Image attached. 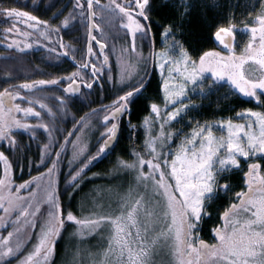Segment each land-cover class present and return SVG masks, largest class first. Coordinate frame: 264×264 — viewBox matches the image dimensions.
<instances>
[{"label": "snow or ice", "instance_id": "obj_1", "mask_svg": "<svg viewBox=\"0 0 264 264\" xmlns=\"http://www.w3.org/2000/svg\"><path fill=\"white\" fill-rule=\"evenodd\" d=\"M163 2L169 3V0ZM212 2L215 4V0ZM180 5L176 20L161 29L166 39L174 37L178 29L182 31L183 22L191 12L189 0H180ZM33 6L36 7V0H33ZM152 7L153 0H109L106 5H101V0H72V10L64 16L59 26L28 11L0 7V15L13 21L6 32L15 30L25 37L37 33V43L43 38L48 43L40 46L47 47L49 53H57V58L72 52L73 60L76 59L71 45L64 44L62 37L53 44V33L59 35L76 20L87 29L85 49L76 71L66 77L25 82L12 90L4 88L0 91V163L3 164L0 210L5 216L18 211L13 221L14 230L9 231L7 237L0 236V264H8L9 258L23 251L26 241L19 235L22 229L32 231L37 227L36 243L27 255L18 260V264H51L55 252L54 241L68 222L77 226L73 234L81 237L85 235V230L91 235L99 234L101 228L107 229L106 245L98 253L102 259L94 260L93 264H155L154 256L162 249H166L167 255L172 258L168 264H264V110L248 108L237 111L236 116L243 123H234L233 119L217 122L221 132L219 136L214 134L208 122L201 124L197 121L190 133L182 129L174 130L172 124L189 107L182 99L186 95L187 84L196 85L205 72H211L217 80L227 78L235 93L264 109V0H260L259 12L250 21L254 26L250 28L251 37L244 50L246 55L225 58L214 51L197 53L182 40L177 43L175 39L172 43L179 48V59L169 55L171 45H166L164 51L156 54L162 61L159 65L162 70L166 63L172 61L167 69L168 76L171 79L172 74L176 73L178 81L172 83L171 87L170 80L163 83V113L158 103H150L149 114L141 125L146 135L143 151L133 148L132 159L117 158V169L128 172L132 177L126 191L117 193V210L79 218L71 210L65 212L60 199L62 194L58 190L61 182L59 169L63 154L71 144L68 173L63 178L68 198L71 199L72 192L79 189L85 179V170L115 142L119 124L112 121L130 114L133 98L146 90V71L145 76H133L131 72L121 75L119 83L122 87L117 90L116 98L111 106H102L105 114L101 127L105 131L100 133L102 139L94 154L88 152L87 145L77 135L88 127L83 118L79 128L65 133L63 142H59L57 130L43 119L31 124L14 115L23 112L25 118H40L42 112L46 111L49 117H55L52 109L35 97L34 90L38 86L59 85L61 80L66 79L68 87L63 91L75 93L80 84L92 89L101 77L113 82L110 67L105 72V67L109 66V55L105 52L107 45L94 34L100 32L103 35L96 19L98 13L108 11L112 17L118 18L119 27L126 30L125 36L130 38L129 46L121 49L122 54L127 52L142 56L136 41L147 39L150 49L154 43L150 24L145 23L151 20ZM17 22L26 24L32 31L16 28ZM233 27L213 22L209 30L224 48H230L226 37H233ZM57 45L67 50L59 53ZM14 46L24 52L25 48L33 45L25 43L21 47L15 41L7 45L9 48ZM249 61L252 62L249 65L252 75H246L243 70ZM253 65H258L259 75H256L257 69ZM99 86L104 88L103 83ZM21 90L32 95H21ZM58 100L61 107L66 106V98L59 97ZM15 101L26 102L28 106L22 107L21 103ZM36 104H39L40 111L35 109ZM169 104L171 108H168ZM128 126L133 130L138 127L131 120ZM36 129H43L47 134V142L41 146L36 166H44L47 170L13 189L10 177L13 164L6 153L24 154L30 143L22 145L18 133H25L31 141L36 137ZM173 139L179 141L175 150L170 149ZM166 148L172 151L171 157ZM32 163L35 162L29 161L30 165ZM235 171L243 173V183L247 189L235 192L238 203H231L220 216L223 221L221 226L212 229L216 242L206 243L196 235L195 230L203 222L204 215H210L207 204L218 194L233 191L232 176ZM21 190H27V197L20 195ZM44 205L48 207L42 211ZM45 213L47 219L38 224ZM5 227L4 216H0V228ZM14 235L15 242L12 240ZM27 239L32 237L29 235Z\"/></svg>", "mask_w": 264, "mask_h": 264}, {"label": "trees", "instance_id": "obj_2", "mask_svg": "<svg viewBox=\"0 0 264 264\" xmlns=\"http://www.w3.org/2000/svg\"><path fill=\"white\" fill-rule=\"evenodd\" d=\"M49 1L53 3V8L48 9L47 13L40 8H28V12L38 14V16L43 17L45 20H50L54 26H59L65 16L64 0ZM108 1L101 0V5H104ZM189 3L191 12L183 22L182 31L178 29L174 37H169L171 40L175 39L177 43L182 40L189 49L199 53L201 51H216L214 35L209 30L213 22L220 26L234 25L235 29L252 27L253 24L250 21L254 19V14L259 11L260 0H215V4H213L212 0H189ZM0 7L19 8L20 2L19 0H0ZM180 7V0H169V3H164L163 0H153L151 20L145 23L150 24L151 33L154 34V43L150 49L147 39L136 41L138 51L142 52V55L148 62L152 52H155L161 44V29L168 23L176 20ZM71 8L72 0H67V15L72 10ZM35 10L36 12H34ZM96 19L100 22L99 25L103 31V35L101 36L100 32L95 33L99 34L103 42L107 45L106 51L108 48L109 52V48L117 47V45L122 48L129 46L130 38L126 37V31L119 27L118 18L112 17L108 11H105L104 13H98ZM11 22L10 18L0 15V91H3L7 87L12 90L14 86L25 82L31 83L32 81L42 79L48 80L66 77L71 72L76 71V65L80 62L85 49L87 36V29L79 20L71 23L59 35L53 33L51 37L54 45L61 37L64 44L71 45L76 57L75 61L72 58V52L68 56L61 55L59 58H57V53H49L47 47L40 46V44L48 43L45 40L37 44L36 47L38 49L26 50L24 52L2 47L1 42L4 39L2 37V31L12 25L13 22ZM66 50L59 48L57 45V52L62 53ZM109 67L113 82H108L104 77H101L93 85L92 89H86L83 84H80V89L77 93H65L63 89L68 87V81L61 80L59 85H45L34 90L35 97L42 100L56 114L54 118H51L47 115L46 111H43L41 117L38 119H43L45 123L57 130L56 135L59 142H63L62 137L64 133L71 132L74 128H79L83 118L88 123V127L85 128L83 133H77V135H80L81 141L87 145L89 153L94 154L96 152L97 146L102 139L100 133L105 131L101 127L103 115L105 114L101 110L102 106H111L113 100L116 98L117 90L122 87L119 83V78L121 77L115 69V62L112 57L110 58L109 66L105 67V72H108ZM143 68L144 71H141L139 76H145V71L147 72V76L145 77L146 90L133 98L130 105V114L122 115L121 120L112 121L118 122L121 127L117 144L110 152L100 156L85 170V179L80 185V188L72 192L71 199L68 198V190L64 187L63 183V178L68 173L67 162L71 159V144L68 145L67 151L64 152L62 157L63 163L59 169L61 174L59 191L62 194L60 199L62 209L65 212L71 210L78 218L84 217L77 209L78 202L86 199L90 195V187L95 186L101 181H108L113 174H117L115 172H117L116 165L118 157L130 160L132 159L131 152L133 148L137 151H143L145 129L141 126L142 121L149 114V105L151 102L161 104L160 81L156 71L148 63ZM137 74H139L138 71L132 75L136 76ZM87 78L88 76L86 74ZM101 83L104 84L103 89L99 86ZM221 86L223 87L219 88L216 93H209L205 97H202L198 110L194 113L198 120L233 118L237 111L248 108L257 111L264 110L253 102L247 101L246 98L240 96L238 93H235L231 85H229V89H226V85ZM41 88L44 90H40ZM21 95L31 96L32 94L27 93L26 90H21ZM59 97L66 98V106H60ZM21 104L23 105L22 107L28 106L26 102H21ZM34 107L37 111H40L39 104H36ZM94 110L97 111L94 112ZM21 114L24 115L23 112ZM24 119L31 124H35L38 121V119H31L30 117ZM129 120H131L133 125L138 126L135 130L129 128ZM66 125L67 131H65ZM18 137L22 145L30 143V147L24 154L13 155L6 153L9 155V159L13 164L12 182L14 185H20L47 170L44 166H36L39 163L38 158L41 146L47 142V134L44 130L36 129V137L31 141H29L28 136L23 132L18 133ZM4 147L7 148V145L5 144ZM52 158L54 159L55 157L53 156ZM29 161L35 163L30 165ZM244 179L241 171H235L232 176L233 191L228 194L220 193L210 204H207L206 209L210 215H204L203 222L195 230L196 235H199L206 243L213 242L214 235L212 229L213 227H220L223 223L220 219L223 211L229 208L231 203H237L235 192L244 190ZM120 181L121 178L116 182ZM72 228H75L74 225L68 222L61 236L57 239L55 245L56 255L52 264L61 259L60 256L65 246L64 243H66L64 239L69 237V232ZM9 230V225L5 228H0V236H4Z\"/></svg>", "mask_w": 264, "mask_h": 264}, {"label": "rangeland", "instance_id": "obj_3", "mask_svg": "<svg viewBox=\"0 0 264 264\" xmlns=\"http://www.w3.org/2000/svg\"><path fill=\"white\" fill-rule=\"evenodd\" d=\"M22 2L24 3L25 7L19 8L17 10L28 11L29 10L28 8L36 9V7L34 8L33 6V1H32V4L31 2L29 3L28 0H23ZM26 3H29V4H26ZM108 3L109 1L105 3L104 5ZM41 10L47 13L48 9L44 8ZM34 12H36V10ZM64 15L67 16V8L65 9ZM97 22L100 24L98 20ZM11 26L12 25H10L8 28H10ZM16 28L22 31H28V32L32 31L31 29L27 28L26 24L20 23V22L16 23ZM250 28L251 27L233 30L234 43H233V48L229 52H220L218 50L214 52H219L221 56L225 58L229 56L239 58L242 55H246L244 50L251 37ZM5 30L2 31V37L4 38L3 41L1 42L2 47L9 48L7 47V45L15 41L16 44H19L21 47H23L25 43H31L33 45L31 48H25V51L38 49L36 47L38 44L37 43V39H38L37 33H33L31 36L25 37L23 35H18L15 30H13L12 32H6ZM95 35H97L98 38L102 39L99 34L96 33ZM42 40L43 39L40 38L39 42H41ZM172 42L173 40H171L170 37L166 39L162 36L161 42H160L161 44L154 55V61H155L154 64H155L156 74L160 81V97H161L160 103L161 104L159 105L161 107L162 113L165 111V106L162 103L163 97H164L163 83L165 80H170V87H171L172 83H175L178 81V77L176 73H173L172 74L173 78L171 79L169 78L167 69L171 67L172 61L170 60L168 63H166L164 69L162 70L159 67L162 61L159 60L156 54L161 51H164L166 48V45H171V47L169 48V55L173 59H179L180 58L179 48L176 47ZM10 49H14L18 51V49L15 46ZM121 49L122 47L117 45V47H112L111 49L109 48V52H108V48L106 51V53L109 55V61L111 57L114 59L115 69L118 71L119 76L121 77L122 74H125L128 72L135 74L137 71L139 73L138 75H140L141 71H144L143 66L148 63L147 59L143 55L140 56V55H137L136 53L125 52L122 54ZM237 62L239 61L237 60ZM250 64H252L251 61H249L248 63L244 65L243 70L245 71L246 75H252V71L249 67ZM253 67L257 69L256 75H259L258 65H253ZM119 81H120V78H119ZM221 85H224V86L226 85V89H229V85L231 84L228 82L227 78H225L224 80H217L212 75L211 72L203 73L198 78V82L196 85H193L189 82L186 87V95L182 98L183 102L188 104L189 107L185 112L181 113V116L178 117L176 121L172 122V124L174 125V130L182 129L184 132L190 133L191 129L195 127L197 121H199L201 124L208 122L209 124L212 125L214 134L219 136L221 132H220L219 125L217 122L221 120H225V119H233L234 123H243L244 121L241 120L236 115L233 118L226 117V118H217V119H209V120L203 119L202 121L198 120L195 117L194 113L198 110L199 103L202 100V97H205L209 93H216L219 88L223 87ZM40 87H43V86H38V88ZM202 88L204 89V91H201ZM19 102L21 103V101ZM19 102L15 101V103H19ZM171 107L172 105L169 104L168 108H171ZM14 115L17 118H19V115H22V114L20 112V113H14ZM23 117L25 118L24 115H22V119H24ZM30 118L38 119L37 117H31V116ZM145 139H146V135H145ZM178 145H179L178 140L173 139L172 141H170L171 150H175L178 147ZM165 151L168 153L169 157L172 156V151H170L168 148H166ZM0 167H1L0 177H2L3 175V164L2 163H0ZM244 167L246 170V165ZM115 173L117 174L115 175L113 174L112 177L108 179V181H101L97 183L95 186L90 187V190H89L90 195H88L86 199L80 200L78 202L77 209L80 211V214H82L84 217H89V216H92L94 213H106V212L114 211L118 209L117 193H122L126 191L128 184L132 180V177L128 172L119 170V169H117V172ZM10 177L12 180V169L10 171ZM120 178H121V181L116 182ZM17 186L18 185H14V183H12L13 189H15V187ZM246 189L247 188L245 185L244 190L246 191ZM58 190H59V185H58ZM20 195L27 197L28 195L27 190H21ZM237 203H238V200H237ZM47 207H48L47 205H44L42 207V211L47 209ZM17 215H18V211H12L8 216H5L3 211L0 210V216H4V222L7 225H9V228H10L9 231L14 230L15 226L13 224V221L16 220ZM45 219H47L46 213H45V216L39 218L38 224L43 223ZM22 221H23V218H21V222ZM74 227L76 228L77 226L74 225ZM75 228H72V230L69 232V237L64 239L66 243H64L65 246L63 249V253L60 256L61 259L58 260V262L56 261L57 263L55 262L54 264H93L94 260L102 259V257L98 253L100 252L101 247L106 245L107 229L101 228L100 230H98L99 234L93 233L91 235H89L87 231L85 230V235L81 237L79 235L73 234L75 231ZM7 233L4 235V237H7ZM38 233H39V227H37L35 230H32V231L22 229L19 235L24 241H26L23 245V251L20 252L17 256L9 258L8 264H18V260L22 259L25 255H27L28 251H30L32 249V246L36 243V236ZM29 235L32 237V239L30 240L27 239ZM13 238H14L13 242H15L16 236L14 235ZM58 238L55 239L54 245H56V241ZM215 242H216V239L214 237L212 243H215ZM54 248H55V252H54V255L51 257V264L56 255V246H54ZM171 259L172 258L169 255H167L166 249H162L158 255L154 256L155 264H168V262Z\"/></svg>", "mask_w": 264, "mask_h": 264}, {"label": "flooded vegetation", "instance_id": "obj_4", "mask_svg": "<svg viewBox=\"0 0 264 264\" xmlns=\"http://www.w3.org/2000/svg\"><path fill=\"white\" fill-rule=\"evenodd\" d=\"M22 1L23 0H19V2H20V7L19 8L25 7V5H24V3ZM32 1L33 0H28L29 3L31 2V4H32ZM29 3H26V4H29ZM58 4H60V3H58ZM64 6H65L64 9H66L67 8V0H64ZM19 8H17V9H19ZM39 8L40 9H44V8L45 9H52L53 8V3L50 2L49 0L48 1L47 0H36V9H39ZM32 15H36L40 19H44L43 17L38 16V14H32ZM49 16H50V14H49ZM123 30H125V29H123ZM42 41H44V40H42ZM44 45H46V44H44ZM155 51H157V50H155ZM148 64H149V66H151V59L149 60ZM19 118L22 119V115H19ZM121 119H122V116L119 118V120H121ZM65 131H67V125L65 126ZM119 131H121L120 124H119ZM119 135H120V132H119Z\"/></svg>", "mask_w": 264, "mask_h": 264}, {"label": "water", "instance_id": "obj_5", "mask_svg": "<svg viewBox=\"0 0 264 264\" xmlns=\"http://www.w3.org/2000/svg\"><path fill=\"white\" fill-rule=\"evenodd\" d=\"M226 40H228V41L230 42V48H224L223 45L220 44L218 41H216V39H215V37H214L215 47H216L217 49H219L220 51H223V52H228V51H230V50L232 49V45H233V37H232V38L226 37ZM79 88H80V86H79ZM79 88H78V90H77L75 93H77V92L79 91ZM86 89H88V88H86ZM75 93H73V94H75ZM118 135H119V130H118V134H117V138H116L115 142H113V143L109 146V148L106 150V152L110 151V150L113 148V146L117 143ZM106 152H105V153H106Z\"/></svg>", "mask_w": 264, "mask_h": 264}, {"label": "bare ground", "instance_id": "obj_6", "mask_svg": "<svg viewBox=\"0 0 264 264\" xmlns=\"http://www.w3.org/2000/svg\"><path fill=\"white\" fill-rule=\"evenodd\" d=\"M119 132H120V131H119ZM118 138H119V135H118ZM117 142H118V139H117ZM116 144H117V143H116ZM116 144H115V145H116ZM115 145L113 146V148L115 147ZM113 148H112V149H113Z\"/></svg>", "mask_w": 264, "mask_h": 264}]
</instances>
